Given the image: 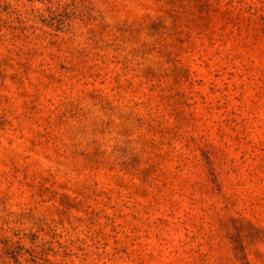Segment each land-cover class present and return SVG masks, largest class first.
Instances as JSON below:
<instances>
[{"label":"rangeland","instance_id":"obj_1","mask_svg":"<svg viewBox=\"0 0 264 264\" xmlns=\"http://www.w3.org/2000/svg\"><path fill=\"white\" fill-rule=\"evenodd\" d=\"M0 264H264V0H0Z\"/></svg>","mask_w":264,"mask_h":264}]
</instances>
